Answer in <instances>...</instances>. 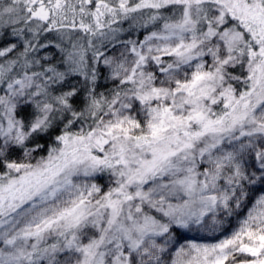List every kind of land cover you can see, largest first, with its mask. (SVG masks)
<instances>
[{"label": "snow or ice", "instance_id": "6c2138e0", "mask_svg": "<svg viewBox=\"0 0 264 264\" xmlns=\"http://www.w3.org/2000/svg\"><path fill=\"white\" fill-rule=\"evenodd\" d=\"M0 264H264V0H0Z\"/></svg>", "mask_w": 264, "mask_h": 264}]
</instances>
